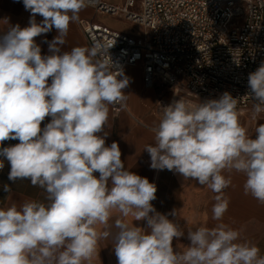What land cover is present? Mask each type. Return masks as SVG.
<instances>
[{"label": "clouds", "instance_id": "9594fccd", "mask_svg": "<svg viewBox=\"0 0 264 264\" xmlns=\"http://www.w3.org/2000/svg\"><path fill=\"white\" fill-rule=\"evenodd\" d=\"M22 2L31 14L28 26L6 20L0 32V170L7 162L11 184L28 180L47 202L0 206V264H92L99 241L109 237L117 264H264L259 247L223 222L230 203L224 190L232 184L225 173L243 174L244 194L264 205V123L253 138L228 92L160 105L153 143L144 146L150 167L216 193L212 219L218 223L185 231L169 218L177 217L176 209L163 214L153 206L155 183L125 167L117 142L106 144L110 106L127 107L123 90L130 84L115 70L109 51L115 42L63 48L91 0ZM53 28L58 34L42 55L35 38ZM248 88L255 120L264 113V62L249 73ZM9 140L19 142L3 147ZM2 190L12 189L6 183ZM185 233L190 243L174 247Z\"/></svg>", "mask_w": 264, "mask_h": 264}, {"label": "built area", "instance_id": "2783aa9c", "mask_svg": "<svg viewBox=\"0 0 264 264\" xmlns=\"http://www.w3.org/2000/svg\"><path fill=\"white\" fill-rule=\"evenodd\" d=\"M89 7L139 30L126 33L80 18L87 46L115 42L109 50L115 70L141 65L145 87L171 88L169 104L228 92L238 99L239 113L253 106L245 95L249 73L264 62V0H123L121 6L91 0Z\"/></svg>", "mask_w": 264, "mask_h": 264}, {"label": "crops", "instance_id": "0c3cea01", "mask_svg": "<svg viewBox=\"0 0 264 264\" xmlns=\"http://www.w3.org/2000/svg\"><path fill=\"white\" fill-rule=\"evenodd\" d=\"M105 1L119 6L123 4V0ZM30 15V12L25 10L22 0H0V32L7 29L6 20L11 25L28 26ZM79 17L94 19L110 27H114L116 21H121L131 27L128 22L109 16L96 15L89 6L80 12ZM42 19L41 16H36L38 23ZM138 30L139 28L124 31L120 29L126 33H136ZM57 34L53 28L49 33L35 38L41 47L42 55L49 54L46 41H52ZM66 41V45L63 46L64 50H70L74 46H87L77 22L70 25ZM123 73L130 78L129 86L123 90L128 95L127 107L119 106L116 110L115 106H110L109 127L106 129L109 135L106 138V144L117 142L125 167L141 177L148 178L149 182L155 183L157 192L156 199L152 201V204L158 212L168 214L176 209L177 217L169 216V218L181 224L185 231L199 226L214 227L218 223L212 219V206L215 203L216 193L199 185L195 180H184L180 174L173 171L152 169L150 156L144 151L146 144L153 143L154 134L150 129L159 121L161 106L169 104L172 98L171 88L160 83H156L152 87H145L141 65L126 67ZM252 107L239 113V120L249 134L255 138V127L264 123V113L254 120ZM49 121L50 118H46L42 122V127ZM18 142V140H9L5 141L2 146L7 147ZM9 170L10 166L5 162L4 169L0 170V206H6L11 202L19 203L25 199L47 202L45 200L46 193L39 187H33L30 181L18 180L11 184L8 180ZM225 175H231L232 184L224 190L230 203L223 222L239 230L241 241H248L256 245L260 249V255H264V205L258 203L251 195L244 194L245 177L243 174L233 172L225 173ZM6 183L10 184L12 189L10 193H5L2 190L3 184ZM133 223L138 227H146L145 221H134ZM112 231L114 232L115 229ZM189 243L185 233V236L180 240L174 241V247L183 250ZM92 264H117L111 237L99 241L97 254L93 257Z\"/></svg>", "mask_w": 264, "mask_h": 264}, {"label": "rangeland", "instance_id": "374dc122", "mask_svg": "<svg viewBox=\"0 0 264 264\" xmlns=\"http://www.w3.org/2000/svg\"><path fill=\"white\" fill-rule=\"evenodd\" d=\"M114 27L116 28V29H121V30H127V29H132V30H137L138 28L136 27V26H133V25H131V27L130 26H128L126 23H124V22H121V21H116V23L114 24ZM113 27V28H114Z\"/></svg>", "mask_w": 264, "mask_h": 264}]
</instances>
